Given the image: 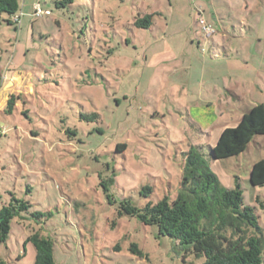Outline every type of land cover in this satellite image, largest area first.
Masks as SVG:
<instances>
[{
  "label": "rangeland",
  "instance_id": "rangeland-1",
  "mask_svg": "<svg viewBox=\"0 0 264 264\" xmlns=\"http://www.w3.org/2000/svg\"><path fill=\"white\" fill-rule=\"evenodd\" d=\"M148 14L149 29L132 26ZM18 20L17 30L0 22V204L12 192L30 208L11 221L0 264H33V229L52 240L54 264H202L117 203L175 197L183 153L214 147L264 104V0H19ZM259 162L264 126L209 171L240 186L264 236V187L250 180Z\"/></svg>",
  "mask_w": 264,
  "mask_h": 264
},
{
  "label": "trees",
  "instance_id": "trees-1",
  "mask_svg": "<svg viewBox=\"0 0 264 264\" xmlns=\"http://www.w3.org/2000/svg\"><path fill=\"white\" fill-rule=\"evenodd\" d=\"M18 12L19 0H0V22L17 30ZM2 15L6 18H1ZM152 17L138 15L132 26L147 30ZM15 100L13 96L7 100L5 113H12ZM81 118L96 120L98 115H81ZM263 126L264 104H257L234 127L224 128L214 147L191 146L183 153V173L175 197L164 196L140 207L123 199L117 203V214L155 227L159 236L177 242L184 254L202 258V264H264V236L257 207L244 204L242 189L237 183L234 188L224 189L209 171L211 161L241 154ZM117 148H124V145L119 144ZM250 178L253 186L264 187V162L254 165ZM112 182V178L101 182L105 198L111 205L116 203L107 185ZM142 191L141 195L146 198L151 188L144 187ZM8 195L9 198L0 204V243L5 242L11 221L23 220L22 214H28L30 208L27 201L14 193L8 192ZM30 214L36 224H40L37 220L44 214ZM40 230H31L26 239L33 249V264H54L52 240ZM130 251L142 255L136 244L130 246Z\"/></svg>",
  "mask_w": 264,
  "mask_h": 264
},
{
  "label": "built area",
  "instance_id": "built-area-1",
  "mask_svg": "<svg viewBox=\"0 0 264 264\" xmlns=\"http://www.w3.org/2000/svg\"><path fill=\"white\" fill-rule=\"evenodd\" d=\"M41 14H42L41 7L39 5H36L34 7V16L39 17V16H41ZM199 23L202 25V29H203V32H204L205 39L206 40L211 39L212 35L214 33V31L212 30L211 26L210 25H205L202 19L199 20Z\"/></svg>",
  "mask_w": 264,
  "mask_h": 264
},
{
  "label": "crops",
  "instance_id": "crops-1",
  "mask_svg": "<svg viewBox=\"0 0 264 264\" xmlns=\"http://www.w3.org/2000/svg\"><path fill=\"white\" fill-rule=\"evenodd\" d=\"M222 130H223V129H222ZM207 137H209L208 134H207ZM200 146H202V145H200ZM202 147H211V146H210V145H205V146H202ZM29 255H30V252H28L27 257H29ZM31 257L34 258V253H32V255H30L29 259H31Z\"/></svg>",
  "mask_w": 264,
  "mask_h": 264
}]
</instances>
